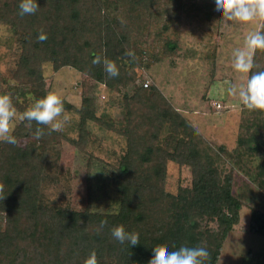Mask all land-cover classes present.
Masks as SVG:
<instances>
[{"label":"trees","instance_id":"trees-1","mask_svg":"<svg viewBox=\"0 0 264 264\" xmlns=\"http://www.w3.org/2000/svg\"><path fill=\"white\" fill-rule=\"evenodd\" d=\"M37 2L35 14L20 16L19 0H0V24L8 28L18 47L11 76L19 84L4 89L7 80L0 74V95L8 94L22 115L47 93L44 64L53 72L73 69L111 94L133 88L121 96V129L96 117L94 98L83 97L78 109L79 139L72 142L84 147L86 121L101 123L124 138V152L111 176L118 202L112 212L42 205L46 150L61 136L41 125L45 134L37 139L32 135L36 123L29 127L21 120L11 130L16 145L0 140V214L4 217L0 264H83L92 250L98 264H150L157 251L181 245L205 247L209 252L205 264H217L242 207L233 192V170L240 169L264 192V112L241 104L236 146L230 152L223 147L218 151L155 85H137L136 69L148 68L162 58L138 35L144 31L145 38L153 36L159 53L172 54L177 48L174 25L180 0ZM41 31L47 35L43 41L37 39ZM257 32L264 33V19ZM127 50L134 55L126 56ZM95 56L114 61L119 75L109 77L102 63H92ZM253 62L246 80L251 72L264 70V49L255 51ZM253 161L257 163L250 169L247 164ZM168 162L188 168L191 177L190 186L179 187L174 195L165 190ZM105 219L107 224L100 228ZM117 225L138 232V245L118 243L110 231ZM247 230L264 236V212L251 210Z\"/></svg>","mask_w":264,"mask_h":264},{"label":"rangeland","instance_id":"rangeland-1","mask_svg":"<svg viewBox=\"0 0 264 264\" xmlns=\"http://www.w3.org/2000/svg\"><path fill=\"white\" fill-rule=\"evenodd\" d=\"M214 4L215 0H180L176 7L179 10L178 21L174 25L177 48L172 54L159 53L153 36L145 38L144 31L142 36L138 35L142 42L146 41V46H154V53L162 58L148 68L136 69L137 85L145 80L148 86L155 85L208 144L218 151L223 147L230 152L236 146L239 134L241 102L238 94H226L222 85L231 82L238 86L246 82L247 73H239L232 67L233 52L243 48L245 37L250 32L258 31L261 18L247 22L225 21L216 15ZM17 55L18 47L13 35L0 24V74L7 80L4 89L9 85H19L18 80L11 76ZM42 74L46 92H55L61 97L65 109L62 116L67 115L69 119L61 131H56L61 136L60 141L50 144L46 150L41 204L53 208L82 210L88 206L95 211H115L118 200L111 176L113 166L124 152V138L101 123L86 121L84 147L80 149L72 142L79 139L78 109L83 97L94 98L96 117L121 129L124 124L121 96L124 92H132L133 88L118 95L111 94L104 86L94 84L73 69L53 72L49 64L42 66ZM22 99L18 98L19 101ZM214 103H218L220 108L216 109ZM15 112L10 122L11 130L21 121V114L16 109ZM228 161L226 170L231 169ZM256 163L253 161L247 166L253 169ZM232 177L233 192L242 202V207L239 222L227 234L217 264H264V236L247 230L251 210L264 212V192L240 169L235 168ZM190 182L188 168L171 162L166 164L167 192L174 195L179 187H189ZM3 218L0 214V228L4 224ZM209 227L216 230L214 223Z\"/></svg>","mask_w":264,"mask_h":264},{"label":"clouds","instance_id":"clouds-1","mask_svg":"<svg viewBox=\"0 0 264 264\" xmlns=\"http://www.w3.org/2000/svg\"><path fill=\"white\" fill-rule=\"evenodd\" d=\"M37 0H19L18 14H35L38 10ZM214 9L217 16H221L225 21L247 22L254 18L264 19V0H215ZM47 38L46 33L41 31L37 39L43 41ZM257 49H264V33L250 32L244 41L243 48H237L233 52L232 67L239 73H249L254 67L253 56ZM126 56L132 57L134 53L127 50ZM93 64L102 63L104 71L109 77L119 75L116 63L108 58L95 56ZM228 95H237L243 107L248 110H259L264 112V70L251 72L245 83L235 85L225 82L222 85ZM65 111L63 101L55 92H49L41 98H37L22 113L20 119L26 120L29 127L32 122L36 123V128L32 135L39 139L45 134V129L41 125H50L48 131H61L69 117L63 115ZM16 115L8 94L0 95V140L16 145L17 138L11 134L10 122ZM59 117V119H58ZM107 224V220H101L100 228ZM112 237L121 245L129 244L136 246L139 243V233L126 231L123 225L113 226ZM209 257L208 250L203 246H184L173 250L157 251L150 260V264H205ZM83 264H98L97 253L92 250L84 260Z\"/></svg>","mask_w":264,"mask_h":264},{"label":"built area","instance_id":"built-area-1","mask_svg":"<svg viewBox=\"0 0 264 264\" xmlns=\"http://www.w3.org/2000/svg\"><path fill=\"white\" fill-rule=\"evenodd\" d=\"M148 86V81L147 80H145L144 82H143V87H147ZM214 106H215V108L216 109H219L220 108V106H219V104L218 103H214Z\"/></svg>","mask_w":264,"mask_h":264},{"label":"crops","instance_id":"crops-1","mask_svg":"<svg viewBox=\"0 0 264 264\" xmlns=\"http://www.w3.org/2000/svg\"><path fill=\"white\" fill-rule=\"evenodd\" d=\"M218 262V261H217Z\"/></svg>","mask_w":264,"mask_h":264}]
</instances>
